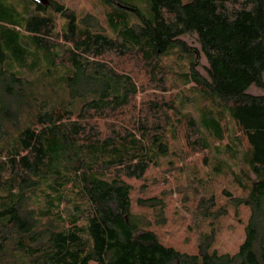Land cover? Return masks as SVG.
<instances>
[{
	"label": "trees",
	"instance_id": "obj_1",
	"mask_svg": "<svg viewBox=\"0 0 264 264\" xmlns=\"http://www.w3.org/2000/svg\"><path fill=\"white\" fill-rule=\"evenodd\" d=\"M102 1L119 9L107 27L57 0H0V264H264V0ZM226 118L227 147L245 151L231 201L250 212L245 239L182 253L133 212L131 181L218 150ZM137 204L165 222L164 201Z\"/></svg>",
	"mask_w": 264,
	"mask_h": 264
},
{
	"label": "rangeland",
	"instance_id": "obj_2",
	"mask_svg": "<svg viewBox=\"0 0 264 264\" xmlns=\"http://www.w3.org/2000/svg\"><path fill=\"white\" fill-rule=\"evenodd\" d=\"M1 1L5 4L4 0ZM57 1L73 11L78 18L87 15L94 16L105 27H107L106 12L119 10L114 4H104L102 0ZM119 1L127 5H134L145 12L149 0ZM11 2L20 5L15 7L17 11L19 8L23 9L25 4V0H11ZM62 22V19L58 20L59 25ZM7 24H13V21L8 20ZM183 39L190 47L199 48L194 37ZM183 63L186 64L184 61ZM201 64L197 70L201 75L207 77L206 67L208 65L204 58H202ZM14 69L19 70L17 66ZM249 93L262 94L255 88H250ZM196 101L189 106V111L198 121L199 108L204 107L205 101L202 99L198 103ZM226 121L229 133L226 140L216 146L218 150L213 146L211 154H194L185 162L178 159V155L169 156L160 166H154L148 171L147 178L145 177L146 181H131L133 212L151 222V228L158 233L162 242L182 253L196 254L199 244L205 241V237L213 236L212 251H217L219 254L235 255L245 239V226L250 212L245 207L234 208L231 205L233 197L242 196L235 175H239L244 167L243 155L245 151L239 147H227L230 142L229 138H234L237 130L230 119L226 118ZM182 147L175 144L173 149L178 152L179 149H184ZM234 149L237 151V157L233 156ZM207 156L208 159L205 161ZM151 198H157L165 203L164 215L166 219L162 224L156 223L158 219H162L157 215L158 209H144L137 204L139 199ZM211 198H214L216 206L208 210L207 202ZM73 206L74 204L71 205V208ZM207 210L212 213L218 211L219 214L207 217L205 216Z\"/></svg>",
	"mask_w": 264,
	"mask_h": 264
},
{
	"label": "water",
	"instance_id": "obj_3",
	"mask_svg": "<svg viewBox=\"0 0 264 264\" xmlns=\"http://www.w3.org/2000/svg\"><path fill=\"white\" fill-rule=\"evenodd\" d=\"M34 1L43 6H46L49 4V0H34Z\"/></svg>",
	"mask_w": 264,
	"mask_h": 264
}]
</instances>
